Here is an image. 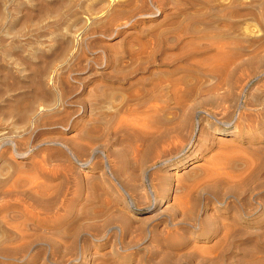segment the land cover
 I'll use <instances>...</instances> for the list:
<instances>
[{
  "label": "rangeland",
  "instance_id": "1",
  "mask_svg": "<svg viewBox=\"0 0 264 264\" xmlns=\"http://www.w3.org/2000/svg\"><path fill=\"white\" fill-rule=\"evenodd\" d=\"M0 264H264V0H0Z\"/></svg>",
  "mask_w": 264,
  "mask_h": 264
},
{
  "label": "bare ground",
  "instance_id": "2",
  "mask_svg": "<svg viewBox=\"0 0 264 264\" xmlns=\"http://www.w3.org/2000/svg\"><path fill=\"white\" fill-rule=\"evenodd\" d=\"M221 125H229L228 123H225V122H219ZM223 130V129H222ZM217 133L219 134V135H221L222 134V132H218L217 131ZM221 133V134H220ZM215 137V136H214ZM217 138V137H216ZM218 138H220V137H218ZM188 145H190V143L188 144ZM198 166H199V164H196L195 166H193L192 167V169H196V168H198Z\"/></svg>",
  "mask_w": 264,
  "mask_h": 264
}]
</instances>
